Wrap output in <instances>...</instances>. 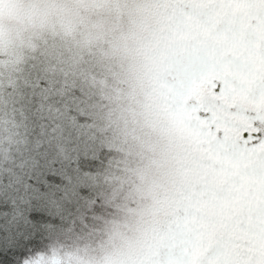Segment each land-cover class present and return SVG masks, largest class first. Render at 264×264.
Instances as JSON below:
<instances>
[{
	"label": "snow or ice",
	"instance_id": "snow-or-ice-1",
	"mask_svg": "<svg viewBox=\"0 0 264 264\" xmlns=\"http://www.w3.org/2000/svg\"><path fill=\"white\" fill-rule=\"evenodd\" d=\"M0 264H264V0H0Z\"/></svg>",
	"mask_w": 264,
	"mask_h": 264
}]
</instances>
